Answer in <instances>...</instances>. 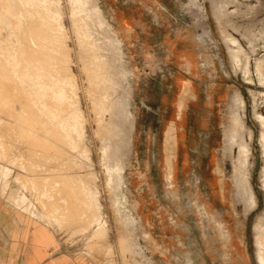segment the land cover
Returning a JSON list of instances; mask_svg holds the SVG:
<instances>
[{
    "label": "rangeland",
    "instance_id": "rangeland-1",
    "mask_svg": "<svg viewBox=\"0 0 264 264\" xmlns=\"http://www.w3.org/2000/svg\"><path fill=\"white\" fill-rule=\"evenodd\" d=\"M42 11L55 21L42 26ZM55 27L59 39L43 41ZM0 37V200L52 221L59 252L81 264H264V0H0ZM90 49L126 74L111 85L129 112L96 107ZM47 54L58 112L75 106L73 144L23 76ZM17 99L28 102L14 111Z\"/></svg>",
    "mask_w": 264,
    "mask_h": 264
},
{
    "label": "bare ground",
    "instance_id": "bare-ground-1",
    "mask_svg": "<svg viewBox=\"0 0 264 264\" xmlns=\"http://www.w3.org/2000/svg\"><path fill=\"white\" fill-rule=\"evenodd\" d=\"M45 5H46V4H45ZM43 6H44V5H43ZM46 6H47V5H46ZM40 7H41V6H40ZM41 8H43V7H41ZM44 9H45V7H44ZM40 10H41V9H40ZM47 10H48V8H47ZM44 12H46V11H44ZM44 12H43V11L41 12V13H42L41 19H42V21H43V22H41V23H42V26H45V24L48 25V23H50V22H54V21H55V20L51 17L50 13H47V12H46V13H47V14H46V13H44ZM43 14H45L46 16L44 17ZM34 15H35V14H34ZM39 17H40V16H39ZM86 17H87V16H85V19H88V18H86ZM88 17H90V19H89V21H88V20H87V21L91 23V22H92V20H91V15H90V16L88 15ZM34 19H35V18H34ZM92 19H93V17H92ZM35 20H36V19H35ZM90 20H91V21H90ZM21 21H22V20H21ZM36 21H37V20H36ZM94 21H95V20H94ZM27 22H28V21H27ZM33 24H34V23H33ZM38 24H39V23H38ZM57 24H58V23H57ZM84 24H85V23H84ZM85 25H86V24H85ZM89 25H91V24H88V23H87V26H86L87 29H88ZM28 26H29V25H28ZM35 26H36V25H35ZM24 27H25V26H24ZM38 27H40V25H39ZM49 27H50V25H49ZM33 28H34V26H33ZM41 28H44V27H41ZM46 28H47V27H46ZM53 28H54V27H53ZM90 28H91V27H90ZM56 29H57V27H55V29H53V30H55V32H54L53 30H51V32L53 31V33L51 34V32H50V35H49V36L47 35L48 33H47V34L45 33L46 31H45V32H42V31H41V32H42V36L40 35V36H41V39H42L43 41H45V40H47V38H50V37H52V36H54V38H55V36H56V34H55V33H56ZM87 29H86V33H87V35H88L89 32H87V31H88L89 29H88V30H87ZM33 30H34V29H33ZM43 30H44V29H43ZM45 30H46V29H45ZM57 30H58V29H57ZM60 30H61V28H60ZM89 31H90V30H89ZM36 32H39V31H36ZM48 32H49V31H48ZM58 32H59V30H58ZM93 33H94V32H93ZM27 34H28V33H27ZM31 34H32V33H31ZM90 34H91V33H90ZM94 34H95V33H94ZM28 35H29V34H28ZM37 36H38V35H37ZM30 37H31V36H30ZM57 37H58V35L56 36V38H57ZM89 37H91V36L89 35ZM0 38H1V37H0ZM33 38H34V37H33ZM56 38H55V39H56ZM94 38H95V37H94ZM96 38H97V37H96ZM4 39H5V38H4ZM26 39H28V38H26ZM26 39H25V40H26ZM51 39H52V38H51ZM57 39H59V38H57ZM57 39H56V40H57ZM92 39H93V38H92ZM32 40H33V39H32ZM48 40H49V39H48ZM56 40L53 41V39H52V42H55ZM93 40H94V39H93ZM3 41H5V40H3ZM33 41H34V40H33ZM31 42H32V41H31ZM47 42H49V41H47ZM50 42H51V40H50ZM60 42H61V41H60ZM99 42H100V41H99ZM24 43H25V42H24ZM36 43H37V40H36ZM7 44H8V43H7ZM7 44H6V45H7ZM50 44H51V43H50ZM50 44H49V45H50ZM94 44H95V43H94ZM96 44H97V43H96ZM30 45H31V44H30ZM30 45H29V46H30ZM36 45H37V44H36ZM38 46H39V45H38ZM45 46H47V44H46V45L44 44V45H43V48H45ZM93 46H95V45H93ZM16 47H17V46H16ZM31 47H32V46H31ZM96 47H97V46H96ZM2 48H3V47H2ZM2 48H1V49H2ZM26 48H27V47H26ZM62 48H63V47H62ZM97 48H98V47H97ZM16 49H17V48H16ZM23 49H24V47H23ZM23 49H22V50H23ZM31 49H32V48H31ZM31 49H30V50H31ZM94 49H95V48H92V50H94ZM3 50H4V49H2V51H3ZM8 50H9V49H8ZM22 50H21V51H22ZM25 50H26V49H25ZM33 50H34V49H33ZM36 50H37V49H36ZM92 50L90 49V51H89V52L91 53V55H90V60H88L89 63H91V64H89V63H88V64H89V67H90V65L95 67V68L93 67V68L95 69V70L93 69V72L95 71V73H96V70H98V72H97V73H98V76L95 75V74H94V76H95V77L97 76V77H98V78L96 77L97 79H99V77H101L100 80H99V82L97 81L96 78H94V79H95V80H94V79H92V78L89 77L91 80H93V81H91V82H92V83H93V82L95 83V86H96V88L99 90V94H100V96H98V98H97V100H98L97 102H98V103H96V107H97V104H98V107H97L98 110L102 109V107H103V108H106L107 110H108V109H109V110H113V108H114V111H113V112L115 113V108H116V106H118L120 109H124V111L126 110L127 112H129L131 106L129 105V102L126 101L127 99H126V98H123L121 95H119V93L117 92V90H114V88L116 87V85H114V83H115V84H116V83H117V84H118V83L121 84V82L123 81V79H125L124 77H126V74L123 73V71H121V72H120V75H119V74H116V75H118V77H114L115 75H114V74L112 75V72H113V71H110V70H112V69H110V70L107 69V67H108L110 64L107 65L106 68H105V67L103 68L102 63H105V62H101V58H99V56H98L99 54H97V52H94L95 50H94V51H92ZM96 50H97V49H96ZM37 51H38V50H37ZM40 51H43V49L40 50ZM44 51H46V50H44ZM47 51H48V53L51 52V53H55L56 55H57V53H58L57 50H56L55 48H48ZM98 51H99V50H98ZM102 51H103V50H102ZM27 52H28V50H27ZM31 52H32V51H30V53H31ZM0 53H1V52H0ZM3 53H4V52H3ZM25 53H26V52H25ZM36 53H37V52H36ZM42 53H43V52H42ZM6 54H7V53H6ZM27 54H28V53H27ZM66 54H67V53H66ZM11 55H12V54H11ZM16 55H17V54H16ZM30 55H34V54H30ZM40 55H41V54H40ZM43 55H46V53H45V54L43 53ZM47 55H48V54H47ZM36 56H38V55H36ZM48 56H49V55H48ZM51 56H52L51 54H50V56H49L50 58H48V57H43V58H42V56H41V57L39 56V58H41V60L38 58L40 61L37 59V60H34V62H31V61H33V60H31V59H33L34 57L30 56V57H32V58H30L31 61L28 62V63H29L28 65H33V72H28V71H27V72L23 73V76H24L25 80H26V78H27L28 81H29V83H30L29 85H30V89H31L32 94L30 93L29 95H34V96H35V101H36L37 103H39V105H40V106L38 105V107H39V110H40L41 114L44 115V116L47 118V122H48L51 126H53V124H54V125H56L57 127H60V129L64 132V135H63V134H62V135L65 137V140H67V142H68L69 144H73V143H75V141H77V138L74 137V136H72L71 129L68 127V126L70 125V123H72V122H70L69 120L65 121V118H66V117H70V116H72L73 113H72L71 110H72V108L75 107V106L72 105V108L70 107L71 109H69L68 111H66L67 108H66L65 110H63L65 113H62V112L59 113L58 110L61 109V108H59L60 105H61V101L65 98V97H64V88L61 89V87H59V89H57L58 86L55 87L56 84H54V82L52 81L51 78L49 79V78L47 77V75H46V76L44 75V73L41 74V73L44 71V70L42 71L41 69H44V68H45V70H46V68H47L48 66L51 67V63H53V62H51V61L54 60V59H51ZM54 56H55V55H54ZM1 57H2V56H1ZM13 57H14V56H13ZM22 57H23V56H22ZM88 57H89V55H88ZM97 57H98V58H97ZM100 57H101V56H100ZM106 57H107V56H106ZM28 58H29V57H28ZM35 58H36V57H35ZM22 59H23V58H22ZM58 59H59V58H58ZM1 60H2V59H1ZM13 60H14V58H13ZM24 60H26V58H25ZM2 61H3V60H2ZM7 61H8V60H7ZM27 61H28V60H27ZM90 61H91V62H90ZM102 61H103V59H102ZM23 62H24V61H23ZM23 62H22V63H23ZM39 62L41 63L42 66H37V65H36V64L39 63ZM54 62H56V60H54ZM112 62H113V61H112ZM24 63H25V62H24ZM106 63H107V62H106ZM108 63H109V62H108ZM3 64H4V62H3ZM20 64H21V63H20ZM92 64H94V65H92ZM59 65H60V64H59ZM111 65H112V64H111ZM113 65H114V63H113ZM1 66H2V64H1ZM1 66H0V67H1ZM10 66H11V65H10ZM53 66H54V67H53L50 71H48L49 75H50V76H51V75H56V74L59 75V73H61V72H59V70H57V66H55V65H53ZM108 68H109V67H108ZM112 68H114V67L112 66ZM13 69H14V74H16V71H15L16 69H15V67H13ZM25 69H26V68H25ZM27 69H28V68H27ZM34 69H35V71H34ZM47 69H48V68H47ZM115 69H116V68H115ZM119 69H120V68H119ZM1 70H2V69H0V72H1ZM7 70H8V69H7ZM22 70H23V69H22ZM121 70H122V69H121ZM9 71H10V70H9ZM30 71H32V70H30ZM117 71H118V70H117ZM10 72H11V71H10ZM46 72H47V71H46ZM6 73H7V72H6ZM0 74H2V73H0ZM8 74H9V73H8ZM8 74H6V75H8ZM12 74H13V73H12ZM18 74H19V73H18ZM21 74H22V73H21ZM21 74H20V75H21ZM62 74H63V73H62ZM90 74H91V76H92V73H91V72H90ZM122 74H123V75H122ZM2 75H3V74H2ZM6 75H5V78H6ZM9 75H11V74H9ZM41 75H42V76L44 75V76H43V77H40ZM3 76H4V75H3ZM18 76H19V75H18ZM21 76H22V75H21ZM11 77H12V75H11ZM120 77H122V78L120 79ZM5 78H4V79H5ZM7 78H8V77H7ZM18 78H19V77H18ZM39 78H40V80H39ZM41 78H44V79H41ZM102 78H103V79H102ZM1 79H3V77H2ZM1 79H0V80H1ZM9 79H13V78H10V76H9L8 81H9ZM19 79H20V78H19ZM6 80H7V79H6ZM102 80H104L105 82H107V84H106L105 82H103ZM126 80H127V79H126ZM118 81H119V82H118ZM124 81H125V80H124ZM12 82H13V81H12ZM16 82H17V81H16ZM87 82H88V81H87ZM100 82H102V83H100ZM108 82H109V83H108ZM0 83H1V82H0ZM5 83H6V82H5ZM27 83H28V82H27ZM92 83H91V84H92ZM112 83H113V84H112ZM3 84H4V83H3ZM41 84H46V85H52V84H54V88H53V90H46V91H49V92H47L48 95L45 96V97L43 98V99H44L43 101H41L40 96H39L40 93L45 94V92H44L45 90L42 89V85H41ZM111 84H112L113 86H115V87H112ZM9 85L11 86V84H9ZM18 85H19V83H18ZM13 86H14V85H13ZM95 86H93V87H95ZM117 86H118V85H117ZM2 87H3V86H2ZM2 87H0V88H1V89H5V88H2ZM15 87H16V86H15ZM11 88H12V87H11ZM86 88H87V87H86ZM14 89H15V88H14ZM19 89H20V88H19ZM21 89H23V88H21ZM21 89L19 90V92L21 91ZM116 89H117V88H116ZM5 90H6V89H5ZM8 90H9V87H8ZM15 90H16V89H15ZM24 90H25V89H24ZM98 90H97V91H98ZM10 91L13 92L12 90H10ZM95 91H96V90H95ZM97 91H96V92H97ZM0 92H1V91H0ZM19 92H18V93H19ZM21 92H22V91H21ZM23 92H25V91H23ZM4 93H5V92H4ZM8 93H9V92H8ZM14 93H15V92H14ZM16 93H17V92H16ZM26 93H27V91H26ZM117 93H118V96H119V97L117 96ZM1 94H2V93H1ZM1 94H0V95H1ZM7 95H8V94H7ZM15 95H17V94H15ZM19 95H22V94H19ZM26 95H27V94H26ZM26 95H25V96H26ZM25 96H23V97H25ZM96 96H97V95H96ZM3 97H4V96H3ZM3 97H2V98H3ZM10 97H11V96H10ZM20 97H21V96H20ZM23 97H22V98H23ZM30 97H31V96H29V98H30ZM48 97H49V98L51 97L52 102L54 101L53 104H50V103L47 101V98H48ZM6 98H8V97H6ZM25 98H26V97H25ZM29 98H27V99H29ZM0 99H1V97H0ZM4 99H5V97H4ZM18 99H21V98H18ZM18 99H17V100H18ZM31 99H32V98H31ZM53 99H54V100H53ZM67 99H68V98H67ZM9 100H10V99H9ZM17 100H16V102H15L16 105H15V107H14V111H15V108L20 107V106L23 107L24 104H26V103L28 102L26 99H24V100H26V101H25L26 103H25V102L22 103L23 106H22L21 104H19L20 106H17L18 103H19V100H18V102H17ZM55 100H57V101H55ZM3 101H4V100H3ZM3 101H2V103H1V102H0V103L3 104V103H4ZM21 101H22V100H21ZM44 101H46V103H45ZM59 101H60V102H59ZM73 101H74V100H73ZM13 102H14V101H13ZM62 102H64V101H62ZM6 103H7V102H6ZM6 103H5V104H6ZM9 103H10V102H9ZM44 103H45V104H44ZM5 104H4V106H5ZM29 104H30V103H29ZM72 104H73V103H72ZM6 105H7V104H6ZM41 105H44L45 107L48 108V110H47L48 113H47V114H45V113L43 112V110L40 108ZM74 105H75V103H74ZM8 106H9V105H8ZM10 106H11V104H10ZM26 106H27V105H26ZM29 106H30V105H29ZM29 106H28V107H29ZM58 106H59V107H58ZM65 106H66V105H65ZM99 106H100V108H99ZM1 107H2V106H1ZM1 107H0V108H1ZM32 107H33V106H30L29 108H32ZM7 108H9V107H7ZM7 108H5L4 111L8 110V112H9V109H7ZM23 108H24V107H23ZM23 108H22V110H23ZM97 108H96V109H97ZM10 109H11V107H10ZM18 109H19V108H18ZM20 109H21V108H20ZM33 109H34V108H33ZM33 109H27V108H26V109H24L23 111H20V112L17 110V112L20 113V118H21L22 116H24V115L21 116V114H22L23 112L25 113V112H26L25 110L33 111ZM62 109H64V108H62ZM62 109H61L60 111H62ZM98 110H97V111H98ZM116 110H117V109H116ZM1 111H2V109H1ZM10 111H11V110H10ZM28 111H27V112H28ZM117 111H118V110H117ZM8 112H7V113H8ZM21 112H22V113H21ZM27 112L25 113V115L27 114ZM119 112L121 113V111H119ZM119 112H118V113H119ZM4 113H5V112H4ZM12 113L14 114L13 111H12ZM12 113H11V114H12ZM28 113H29V112H28ZM58 113H59L60 115H59ZM74 113H75V111H74ZM9 114H10V112H9ZM13 114H12V115H13ZM33 114H34V113H33ZM115 114H117V113H115ZM115 114H114V118H115V116H116ZM14 115H15V114H14ZM16 115H17V114H16ZM16 115H15V116H16ZM28 115H30V114H28ZM34 115L36 116V114H34ZM34 115H33V116H34ZM38 115L40 116V114H38ZM109 115H110V119H111V116H112V118H113V115H112V114H109ZM117 115H118V114H117ZM15 116H14V117H15ZM26 116H27V115H26ZM35 116H34V117H35ZM39 116H38V117H39ZM11 117H12V116H11ZM16 117H17V116H16ZM18 117H19V114H18ZM118 117H119V118L116 119L117 121H113L111 124H113L114 122H117V123H118V121H119L118 119H120V116H118ZM12 118H13V117H12ZM20 118H18V121H21V120H22V119L19 120ZM33 119H34V118H33ZM36 119L38 120V118H36ZM36 119H35V121H37ZM69 119H70V118H69ZM15 120H17V119L15 118ZM40 120H41V119H40ZM31 121H34V120H31ZM35 121H34V122H35ZM110 121H112V120H110ZM120 121H121V120H120ZM22 122H23V121H22ZM28 122H29V121H28ZM34 122H33L32 124H34ZM38 122H39V121H38ZM47 122H46L45 124H48ZM20 123H21V122H20ZM23 123H24V122H23ZM30 123H31V122H30ZM42 123H43V122H42ZM73 123H74V120H73ZM18 124H19V123H18ZM28 124H29V123H28ZM28 124H25V126L28 125ZM111 124H110V122H109V125H110V126H112ZM115 124H116V123H115ZM115 124H114V127H110V126H109V129H108L109 132H110V130H111V132H113L111 128L115 129ZM40 125H41V124H40ZM116 125H117V124H116ZM118 125H119V123H118ZM29 126H31V125L29 124L28 127H29ZM96 126H97V125H96ZM21 127H22V125H21ZM100 127H101V126H100ZM100 127H99V128H100ZM107 127H108V126H107ZM107 127H105V128L107 129ZM18 128H19V125H18ZM97 128H98V127H97ZM116 129H117V131L119 132L118 127H116ZM119 129H120V128H119ZM99 130H100V129H99ZM234 130L236 131L235 128H234ZM103 131H104V130H103ZM103 131H102V132H103ZM117 131H116V132H117ZM104 132H105V131H104ZM120 132H121V131H120ZM61 133H62V132H61ZM61 133H60V134H61ZM107 133H108V132H107ZM107 133H106V135L109 134V133H108V134H107ZM114 133H115V131H114ZM235 133H237V131H236ZM54 134H55V133H54ZM54 134H53V135H54ZM53 135H52V136H53ZM58 135H59V133H58ZM112 135L114 136L115 134H112ZM112 135H111V136H112ZM116 135H118V133H117ZM119 135H120V134H119ZM232 135H233V134H232ZM104 136H105V135H104ZM111 136H110V137H111ZM120 136H121V135H120ZM27 137L29 138V136H26V135H25V140H27V142H30V140L26 139ZM59 137H60V136H59ZM64 137H63V138H64ZM118 137H119V136H118ZM118 137H117V138H118ZM36 138H37V137H36ZM36 138H35V139H36ZM106 138H107V137H106ZM120 138H121V137H120ZM42 139H43V138H42ZM44 139H45V137H44ZM51 139H52V137H51ZM61 139H62V137H61ZM61 139H60V141H61ZM109 139H110V138H109ZM114 139H116L115 136H114ZM118 139H119V138H118ZM118 139H117V140H114V141H119V142H121L122 139H121V140H120V139L118 140ZM168 139H169V138H168ZM32 140H33V139H32ZM39 140H40V139H39ZM105 140H106V139H105ZM170 140H171V137H170ZM36 141H37V139H36ZM45 141L47 142V139H45ZM45 141H43V142H45ZM48 141L50 142V141H52V140H48ZM54 141H55V140H54ZM58 141H59V140H58ZM63 141H64V140H63ZM63 141H62V142H63ZM106 141H107V140H106ZM172 141H173V139H172ZM112 142H113V141H112ZM112 142H111V143H112ZM33 143H35V141H34V142L32 141V144H33ZM47 143H48V142H47ZM47 143H46V144H47ZM55 143H56V141L54 142V144H55ZM64 143H65V142H64ZM169 143H171V142H169ZM39 144H40V143H39ZM41 144H42V143H41ZM43 144H44V143H43ZM46 144H44V145H46ZM104 144H105V143H104ZM107 144H108V143H107ZM113 144H115V143H113ZM119 144H120V143H119ZM30 145H31V144H30ZM35 145H36V143H35ZM47 145H48V144H47ZM47 145H46V146H47ZM65 145H67V144H65ZM65 145H64V146H65ZM57 146H58V145H57ZM171 146H172V145H170L169 147L171 148ZM41 147H42V145H41ZM43 147H45V146H43ZM49 148H50V147H49ZM116 148H117V147H116ZM170 148H169V149H170ZM46 149H47V148H46ZM52 149H53V147H52ZM109 150H110V149H109ZM112 150H114V149H112ZM115 150H116V149H115ZM49 151H50V150H49ZM54 151H55V150H54ZM116 151H117V150H116ZM116 151H115V152H116ZM57 152H58V151H56V153H57ZM113 152H114V151H113ZM115 152H114V154H115ZM70 153H71V152H70ZM67 154H68V153H67ZM7 155H8V154H7ZM109 155H110V153H109ZM116 155H117V154H116ZM119 155H120V153H119ZM72 156H73V155H72ZM6 157H8V156H6ZM112 157H113V156H112ZM113 165L115 166L114 163H113ZM4 172H5V171H4ZM6 175H7V174H6ZM63 178H64V177H63ZM40 179H41V178H40ZM61 179H62V178H61ZM61 179H60V180H61ZM42 181H43V180H42ZM238 181H239V180H238ZM239 182H240V181H239ZM236 184H237V183H236ZM63 185H64V184H63ZM66 185H67V183H66ZM237 185H238V184H237ZM237 185H236V186H237ZM34 186H35V185H34ZM64 186H65V185H64ZM238 186H240V185H238ZM60 187H61V186H60ZM65 187L67 188V186H65ZM66 188H64V189H66ZM59 189H60V188H59ZM69 189H71V188H69ZM62 190H63V189H62ZM62 190H61V191H62ZM49 191H50V190H49ZM66 191H67V192L70 191V192H69V196H68V194L66 193V194H67V197H70V193H72V191H71V190H68V188H67ZM63 192H64V191H63ZM66 194L64 195V193H63V196H66ZM72 194H73V193H72ZM72 194H71V195H72ZM73 195H74V194H73ZM55 196H56V195H55ZM55 196H54V197H55ZM63 196L61 195V197H63ZM75 196H76V195H75ZM58 197H59V196H58ZM58 197H56L55 199L58 200V199L60 198V197H59V198H58ZM67 197H65V198H67ZM23 198H24V197H23ZM57 198H58V199H57ZM61 199H62V198H61ZM61 199H60V200H61ZM70 199H71V197H70ZM70 199H69V200H70ZM74 199H75V198H74ZM74 199H73V200H74ZM56 200H55V202H57ZM60 200H59V201H60ZM63 200H64V199H63ZM66 200H68V199H66ZM66 200H65V201H66ZM69 200H68V202H69ZM73 200L71 199L72 202H73ZM65 201H64V202H65ZM50 202H51V201H50ZM57 203H58V202H57ZM57 203H55V204L57 205ZM73 203H74V202H73ZM73 203H72V204H73ZM61 204H62V203H60V206H61ZM64 204H65V203H64ZM69 204H70V203H69ZM58 205H59V204H58ZM62 205H63V204H62ZM71 206H74V204L71 205ZM66 207H68V206L66 205ZM55 208H56V206H55ZM59 208H60V207H59ZM61 208H62V207H61ZM61 208H60V209H61ZM68 208H69V209L71 208L70 205H69ZM60 211H61V210H60ZM126 215H127V214H126ZM50 216H51V215H50ZM59 217H60V216H59ZM129 218H132V217H128V219H129ZM122 219H123V218H122ZM38 221H39V220H38ZM121 221H122V220H121ZM129 221H130V220H129ZM129 221H128V222H129ZM131 221H133V223H134V220H131ZM93 222H94L93 220L90 221L91 225H93ZM128 222H127V223H128ZM131 223H132V222H131ZM131 223H130V224H131ZM135 223H136V222H135ZM123 224H124V223H123ZM132 226H134V225H132ZM132 226H131V227H132ZM100 229H101V228H100ZM127 238H129V237H127ZM262 239L264 240V238H262ZM131 240H132V239H131ZM121 243H122V242H121ZM123 243H125V242H123ZM123 243H122V244H123ZM130 243H131V242H130ZM132 243H134V242L132 241ZM126 244H127V243H126ZM123 245L125 246V244H123ZM123 245H122V246H123ZM126 246H127V245H126ZM132 246H133V244H132ZM129 248H130V246H129ZM131 249H132V248H131ZM121 250H122V249H121ZM128 251H129V250H128ZM125 264H126V263H125ZM139 264H140V263H139Z\"/></svg>",
    "mask_w": 264,
    "mask_h": 264
},
{
    "label": "crops",
    "instance_id": "crops-1",
    "mask_svg": "<svg viewBox=\"0 0 264 264\" xmlns=\"http://www.w3.org/2000/svg\"><path fill=\"white\" fill-rule=\"evenodd\" d=\"M20 207L25 212L0 200V264L82 263L70 251L59 252L58 236L47 226L52 221L43 222V215Z\"/></svg>",
    "mask_w": 264,
    "mask_h": 264
}]
</instances>
